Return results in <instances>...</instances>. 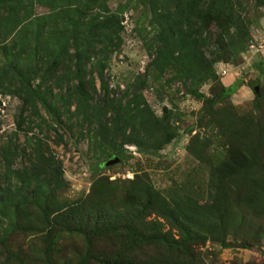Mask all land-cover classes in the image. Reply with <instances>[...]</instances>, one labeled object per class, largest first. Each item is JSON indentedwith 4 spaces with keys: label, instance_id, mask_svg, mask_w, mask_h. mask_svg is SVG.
Returning a JSON list of instances; mask_svg holds the SVG:
<instances>
[{
    "label": "trees",
    "instance_id": "1",
    "mask_svg": "<svg viewBox=\"0 0 264 264\" xmlns=\"http://www.w3.org/2000/svg\"><path fill=\"white\" fill-rule=\"evenodd\" d=\"M107 2L0 0V92L9 94L11 87L17 89L22 95L21 109L39 108L54 118L48 127L53 132L61 127L57 119L66 116L83 122L101 141L121 138V144L158 150L174 138L168 119L156 117L146 104L128 97L126 91L117 97L105 79L110 58L121 43L122 30L120 11L110 10ZM144 2L153 29L149 66L157 74L173 71L191 83L213 79V63L244 48L250 24L246 5H264V0ZM56 4L60 5L58 12H35L38 7ZM209 44L215 47L214 58L206 55ZM240 84L238 79L230 87L221 88L218 97L229 96ZM253 91L257 96L259 92ZM216 96L202 99L203 117L211 121L218 118L219 132L227 144L215 163L204 161L216 182V195L231 187L239 201L250 207L258 205L264 211V120L251 114L237 117L229 111L218 112L214 107ZM261 104H257L258 112L264 107ZM208 147L202 143L198 153L192 152L199 158L206 155ZM16 151L11 142L0 146V247L25 225L27 211L36 210L49 227L53 219L63 217L65 210L56 194L66 184L47 139L37 137L20 168L12 166ZM145 190L142 202L134 203L136 214L130 216L131 209H127L111 217L122 227L123 239L156 247L157 256L150 258L153 264H166L168 259L172 264H195L190 247L209 234L191 230L195 212L191 215L181 205ZM126 203L123 201V205ZM148 213L163 219L177 235L163 231L158 222L145 221ZM151 260L144 264H152Z\"/></svg>",
    "mask_w": 264,
    "mask_h": 264
},
{
    "label": "rangeland",
    "instance_id": "2",
    "mask_svg": "<svg viewBox=\"0 0 264 264\" xmlns=\"http://www.w3.org/2000/svg\"><path fill=\"white\" fill-rule=\"evenodd\" d=\"M107 6L120 11L122 30L121 43L104 74L106 81L117 97L126 91L128 97L146 104L156 117H166L174 138L158 150L138 149L121 144V138L101 141L83 122L66 116L57 119L61 127L55 134L48 128L54 118L39 108L21 109L22 95L17 89L11 87L9 94L0 92V146L6 142L15 145L12 166H23L34 141L43 137L60 164L66 184L56 194V200L65 208L63 217L53 219L47 227L36 210L27 211L25 225L0 247V264L148 262L157 256L156 247L123 239L122 227L111 219L127 209H131L130 216L136 214L134 203L142 202L145 189L181 205L191 215L195 212L191 230L209 233L190 247L195 264H264L262 208L239 201L231 187L218 195L214 190L216 182L204 161L215 163L227 144L219 132L218 118L211 121L203 117L202 104L203 98L217 95L214 107L218 112L229 111L237 117L251 114L264 120V107L256 110L258 102L264 104V5H246L250 24L244 48L213 63V79L195 83L177 77L173 71L157 74L149 66L153 29L144 0H108ZM59 8V4L49 5L35 12L52 13ZM214 48L213 44L207 46V57L212 56ZM238 79L241 84L237 89L220 99L221 88L230 87ZM253 88L259 92L257 96ZM202 143L209 147L204 150L206 155L198 158L192 151L198 153ZM123 201L127 203L123 205ZM143 219L158 222L163 231L177 235L153 213ZM42 230L47 232H38ZM172 263L171 259L166 262Z\"/></svg>",
    "mask_w": 264,
    "mask_h": 264
},
{
    "label": "water",
    "instance_id": "3",
    "mask_svg": "<svg viewBox=\"0 0 264 264\" xmlns=\"http://www.w3.org/2000/svg\"><path fill=\"white\" fill-rule=\"evenodd\" d=\"M111 162V161H110Z\"/></svg>",
    "mask_w": 264,
    "mask_h": 264
}]
</instances>
